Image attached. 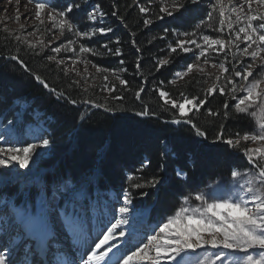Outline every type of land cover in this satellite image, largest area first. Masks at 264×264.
I'll return each instance as SVG.
<instances>
[{"label":"trees","instance_id":"trees-1","mask_svg":"<svg viewBox=\"0 0 264 264\" xmlns=\"http://www.w3.org/2000/svg\"><path fill=\"white\" fill-rule=\"evenodd\" d=\"M185 3L183 10L169 17L161 13L160 8L172 10V0H54L56 12L65 11L76 29H113L89 40L74 41L75 52L80 51L82 45L94 50L83 53L80 58L100 69L95 84L87 88L49 61L48 55L39 48L27 46L0 29V117L2 122L6 121L19 108L15 100H23L27 105L21 112L22 123L32 121L34 114L45 122L50 144L38 166L44 170L42 179L48 188L52 183L64 181L78 187L82 176L95 173L100 191L114 190L119 194L129 188L135 207L147 209L149 218L163 222L184 197H192L217 181H227L234 170L248 169L247 157L243 154L246 144L240 140L239 148L234 149L223 140L235 141L246 133L255 134L256 122L249 113L235 110L236 102L229 94L221 95L217 89L199 110L187 111L192 106L185 105L186 118L205 136L196 135L190 124L171 123L181 118L179 108H173L172 101L178 105L184 98L205 99L212 85V78L206 73L195 72L178 79L176 72L186 70L189 63L194 65L205 60L207 54L197 60L199 50L195 45H188L192 50L185 53L177 48V41L198 43V35L216 38L221 30L213 5L205 0L196 3L185 0ZM70 4L69 13L66 9ZM92 7L99 12L94 24L88 20ZM141 7L148 12L141 13ZM113 12L117 15L113 16ZM209 12L213 13L211 19H208ZM100 13L104 15L101 17ZM160 16L163 19H159ZM145 20L152 22L145 25ZM183 33L190 35L185 37ZM172 48L177 51L172 52ZM116 49H120V55L115 54ZM13 56L18 59H10ZM217 56L223 58L228 70L219 76L218 83L232 88L224 78L231 76L232 82L235 81L233 64L236 67L250 61L229 49ZM21 60L26 67L20 64ZM161 60L169 63L160 65ZM252 70L254 75L258 69ZM108 72H115L117 76L112 79ZM33 73L39 75L48 88L37 81ZM120 79L125 80L126 85H121ZM113 86L114 91L107 90ZM141 87L144 91L137 99L136 92ZM160 91L168 96L161 98ZM73 100L76 103H72ZM93 104L101 107H93ZM145 109L150 113L148 116L138 115ZM221 133L223 140H217ZM145 162L147 166L141 168ZM177 170L186 173V178L178 177ZM129 173L134 176L131 181L127 179ZM154 176L164 178L158 189L130 187ZM36 189L30 187L27 197L34 199ZM20 190L15 184L7 183L0 194L15 196ZM141 192L147 195L141 196Z\"/></svg>","mask_w":264,"mask_h":264},{"label":"snow or ice","instance_id":"snow-or-ice-1","mask_svg":"<svg viewBox=\"0 0 264 264\" xmlns=\"http://www.w3.org/2000/svg\"><path fill=\"white\" fill-rule=\"evenodd\" d=\"M31 3L32 0H29ZM232 0H229L231 4ZM196 3V0H193ZM220 3V0H217ZM247 4V13L244 14L243 6L237 8L233 7L231 11L236 12V20L229 21L227 27L233 29L234 23H238L242 18L246 19L245 26L240 27L239 31L235 33L237 41L243 34V40L248 42L247 47L243 49V55L251 56L253 64L248 65L243 69V73L236 69L233 64L232 72L235 77H240L243 81H248L249 77L253 75L252 69L256 67V61L259 57L261 67H264V15H254L252 5H264V0H244ZM49 4L48 0L37 2L35 4V18L41 19V10H45L49 19L53 21L55 26V16L52 11H47ZM186 6L185 0H172L171 9L168 7H161L160 12L166 13L167 16L172 17L174 14L183 10ZM67 12L72 11L70 4L66 9ZM89 14V19L95 21L97 19L95 12ZM141 13L148 12L145 7L140 8ZM64 17L65 11L57 13ZM101 17L104 15L100 13ZM113 16L117 13L113 12ZM221 15V30L225 24L224 8L220 9ZM213 16L212 12L208 13V19ZM163 19V16L158 17ZM259 23L254 24V22ZM152 21L145 20L144 24L148 25ZM203 23V21L201 22ZM61 27H67L69 31H73V24L67 20L60 22ZM24 26L21 25V28ZM111 28L100 27L93 33L76 31L75 35L82 38H91V36L99 33L105 35L112 32ZM168 30L165 29V32ZM179 35V33H178ZM185 37L189 33H183ZM21 39V38H18ZM202 40L207 46L203 48L197 60L205 56L209 50L216 51L213 46H219V50H223L225 42L220 39H212L208 35H203ZM69 43H72L71 41ZM117 43L119 41L117 40ZM195 45L196 48H201L195 40H178L177 48L187 53L192 49L185 45ZM32 48L36 45L32 44ZM107 47V45H104ZM61 47L53 48L52 51L60 53ZM177 48H172V52H176ZM139 51V49H137ZM94 50L89 47H80V53H89ZM111 51V50H110ZM117 55H120V49H116ZM12 60L18 58L10 57ZM49 61H55L56 56H47ZM22 66L24 62L19 61ZM207 63V59L205 60ZM59 63H63L60 61ZM75 63V61L73 62ZM169 63L167 60H161L160 65ZM236 63H239L237 61ZM216 67V65H213ZM243 67V66H242ZM200 70V66L189 63L186 72ZM219 69L221 73L228 71L225 69L223 62L220 63ZM99 72L100 69L97 68ZM185 72H176L177 77H182ZM35 79L48 88L47 83L39 76L33 73ZM227 83L232 82V77L224 78ZM220 80V77H217ZM121 85H126V81L119 80ZM163 83V82H161ZM261 80L256 79L251 83H245L237 88L233 84L232 88L221 86L219 83H214L209 87L205 93V99L193 97L192 99L184 98L183 103L177 105L172 101L173 108H179V119H173V124H190L196 130V135L205 136L199 128L192 123L190 118H186L185 105H191L193 109L199 108L206 104L207 97L214 95L218 89L220 94H229L232 99L236 100L235 110L238 113L249 112L250 108L254 106L255 98L264 97V89L259 86ZM107 87V85H106ZM108 91H114L115 86L108 88ZM54 91V90H52ZM144 88L141 87L136 92V98L139 99ZM236 91L246 93L242 98L236 97ZM62 96L63 93H59ZM161 98L167 97L168 93L164 91L159 92ZM195 101V103H194ZM76 103V101H71ZM165 103H168L165 100ZM259 106L262 115L257 118L259 125L258 134H244L243 137L237 140H223V134L217 136V140L223 142L234 149H238L240 140L255 141L264 144V106ZM93 107H101L99 104H93ZM225 108L228 107V102L225 101ZM110 110V109H106ZM211 113V110H209ZM150 113L147 109L138 113L141 116H148ZM216 115V113H211ZM227 116V113H225ZM251 115L256 117V112L252 111ZM21 113L17 112L12 121L6 128L15 125L20 118ZM35 143H28L24 147L13 146L12 143H6L9 137L0 134V169L17 167L19 169H29L31 164L35 163L36 158L41 155L40 149L47 148L50 140L45 138L40 140L38 136L33 137ZM251 153H258L261 160H264V148L244 149L243 154L247 157L250 164H255L258 168V173H240L232 171L231 177L234 184H239L236 192L231 194H219L215 189L208 193H199L195 199L200 201L196 207L189 205V198L184 197L183 205L179 208L174 216L167 218L165 223L159 224L157 231L156 221L151 226L145 227L142 231L137 227L138 210L132 204V194L129 188H124L122 195L118 196L120 202L119 208H115V202L110 205L109 201H102L103 194L97 192L95 198L87 191L88 185L92 182V177L87 173L78 181L79 188H75L70 182L65 183L59 187H52L50 190L47 185L40 184L39 194L35 199L28 198L23 201L21 207L13 206V217L11 220L4 219V223L0 224V264H77L75 260H63L60 256V248L66 239L71 236L74 240H78L84 232V226L89 222L90 213L96 212L103 203L104 208L107 209L105 214L104 226L98 230H94L91 237L94 242V247L89 244L90 251L87 252L86 258L81 255L79 264H161L162 261H167L169 264H189L193 256L197 257L198 264H228L227 257L230 253H243V256L234 258L233 264H264V166L253 159ZM147 166V162L141 165V168ZM139 171V170H138ZM178 177L186 178V173L177 170ZM247 175L249 178L243 180ZM129 181L134 179L132 173L127 176ZM243 180V183L240 181ZM258 181L259 185L254 183ZM164 182L163 176H154L148 181L133 183L131 188L142 189L145 186L151 189H158ZM141 196H146L147 193L141 192ZM211 201V202H209ZM114 220V222H112ZM6 225V229H5ZM110 225V226H109ZM106 228V230H104ZM146 232H153V235H147V243H142L143 235ZM5 234L7 238H5ZM139 244L138 247L135 245ZM205 246H210L217 251L214 253H199L198 249H204ZM134 247V250H129ZM53 249L56 251L53 253ZM230 250V252H225ZM250 250H258L256 254H250ZM52 253L56 256V261L51 259L41 260L39 257ZM154 253V254H150ZM199 255H204L203 260H199ZM22 257V259H21Z\"/></svg>","mask_w":264,"mask_h":264},{"label":"rangeland","instance_id":"rangeland-1","mask_svg":"<svg viewBox=\"0 0 264 264\" xmlns=\"http://www.w3.org/2000/svg\"><path fill=\"white\" fill-rule=\"evenodd\" d=\"M25 1H26L25 4L28 3L26 8H31L30 9L31 11L29 14H26L24 12L26 8L23 9L22 6H20L19 9H15L14 7H12V5L7 7L6 5L9 2V0H0L1 2L0 3V29L4 30L6 33H9L15 39L21 41L27 46L31 47L32 44H35L36 45L35 48L37 49L39 48V50L43 51L46 55L56 56V60L53 62H55L58 66L62 67L64 72H66L71 77H73L81 87L87 88L89 86L94 85L95 82L97 81V78H96L97 68L93 64L89 63L88 61L80 58L82 56L80 51L78 52L74 51V41H77L78 39H82V37L76 36L74 31L77 30L80 32H88L91 34L95 32L96 28H93L92 30L90 28H87V31H86V30H81L80 28L76 29L75 24H73V27H74L73 31H69L67 27L62 28L60 22L62 20H67L69 22V19H67L66 16L64 17L59 16L57 12L53 8H51L50 0H48L49 6L47 8V11L53 12V15L55 16V26L53 24V21L49 19V17L47 16L45 10H41V19L37 20L35 18V4L37 2H43V0H32L31 3L29 2V0H25ZM197 1L199 0H196V2ZM205 1L214 6L212 9L216 10L219 20H221L220 9L221 7L224 8L225 24L223 25L222 30L218 31L220 35L217 36L216 38H213L211 36L210 37L212 39L223 40L225 42V47L223 50H219V46H213V48H216L217 50L216 51L209 50L208 52L205 53L207 54V57L205 58V60L207 59V63L205 62V60L199 61L198 65L200 66V70H196L195 68L192 72H186V70H184L183 72H185L186 74L182 77H178V79L186 78L195 72H198L201 74L206 73L211 76L212 78L211 84L213 85L214 83H218L219 80H217V77L223 74L221 73L219 69V65L221 62H223L225 69H227L223 58L217 56V54H219L221 51L224 52L229 49L233 54L238 55L239 57L243 59H248L250 61L248 63L246 61V62H242L241 65L240 64L236 65L237 70L239 69L242 70V73H243L244 68H246L250 64H253V59L251 56L243 55V49L247 47L248 42L243 40V34H241V37L238 41L235 35V33L239 31L240 27H243L246 25L247 23L246 19L242 18L238 23H234L233 29H229L227 27V23L230 20L231 21L236 20L237 13L231 11V9L233 7L239 8L243 6L244 14H246L248 6L247 4L244 3V0H232L231 4L229 3V0H220V3H217V0H205ZM252 8H253L252 14L264 15V5H257L253 3ZM93 9H96V8L95 7L90 8L89 13H88V20L92 24L96 23L97 20L99 19L98 10L95 12L97 19L95 21H92L89 19V14L93 12ZM257 23H259V21L254 22V24H257ZM21 25H23L24 27L21 28ZM96 34L100 35L99 33H96ZM96 34L91 37L96 36ZM192 35L194 34L192 33ZM18 38H21V39H18ZM198 38H199V42L197 44H200L202 47L196 48L195 46L194 48L199 50V54H198L199 56L201 50L207 46L204 44L201 36L198 35ZM87 40H89V38H87ZM70 41L72 43H69ZM62 45L64 46V48H62V51L60 53H55L52 51L53 48L61 47ZM185 46L188 47V45H185ZM60 61H63V63H59ZM74 61L75 63H73ZM194 65H197V64H194ZM213 65H216V67H213ZM255 68H257L258 70L255 72L254 75L249 77L248 81H243L240 79V77H236L235 81L231 82L230 84L232 86L233 84H235L237 88L239 89L241 85L245 83H251L256 79H259L261 80V84L259 88L264 89V67H261V62L259 60V57L257 58ZM108 73L111 75L110 78L112 79L117 76V73L115 72H108ZM237 94H238L237 98H242V96L245 95L246 93L237 91ZM253 104L254 106L250 108L249 112H246V113H249L251 115L252 111L256 112V117H253L252 115L251 116L254 118L256 122V133L255 134H258L259 125L257 123V118L260 117L262 113H261L260 107L256 105L264 106V97L255 98L253 101ZM18 107L19 108L13 111L10 117L6 121L0 122V134H3L9 137V140L6 141V143L10 142L12 143L13 146L24 147L28 143L38 142L33 139V137L35 136H38L40 140L45 139L46 138V133H45L46 125H45V122L42 121V119H39L38 117L39 115L37 114L32 115V121L22 123V119L20 120L19 118L16 123H18L19 121L20 123H18L17 126L12 125L10 126V128H6V126L9 124V121L13 120L15 113L22 112L24 110V108L26 107L25 102L20 101V103H18ZM186 108L187 107H185V109ZM241 142L246 144L247 149L264 148V144L257 143L255 141H243L241 139ZM40 152H41V155L36 158L35 163L31 164L29 169H19L18 166L12 167V168L0 169V188L3 185L8 183V184H15L16 186H18L19 189H21L20 194L17 193L16 196H14L13 200H10L8 198H3L0 195V205L6 206V209L4 210V212L0 213V216L1 215H4L5 217L8 216L13 206H15L16 208L21 207V205L23 204V201L27 199L24 196L26 193L25 192L26 188L33 186L35 182H44L41 177L44 170L38 166V163H39V159L42 156L44 157L48 153V146L47 148L40 149ZM251 155H253V159L255 161H257L258 163H261V166H264V160H261L258 153H251ZM248 165H249L248 169L241 170L238 172L242 174L246 172L258 173V168L255 166V164H250L248 161ZM248 178L249 177L245 175L243 177V180H246ZM243 180H241L240 183H243ZM254 183L259 185L258 181H254ZM238 187H239V184H234L232 181V177H230L227 181H224V182L217 181L215 183L210 184L207 188L198 192L197 194L208 193L212 189H215L219 194H231V193L236 192ZM75 188H79V186ZM87 191L90 195H92L93 198H95V194L97 192L101 193V191L96 187L95 184L93 185L89 184ZM197 194H195L192 197L187 196L189 198V205L191 207H196L197 205L200 204V201L195 199ZM37 196L38 194H36V197ZM101 199L102 201L104 200L111 201V199H114V198H111V196L107 195L106 197L102 196ZM119 206H120V202H115L114 207L118 209ZM182 206H185L183 205V200H181L180 202H177L176 209L173 211L171 216H174L176 211ZM106 213H107V209L104 208L103 203H101L100 207L98 208L96 212L90 213V219L93 216L96 219L100 218L102 216H105ZM166 220L161 222L160 224L165 223ZM90 225L94 227L93 223H91ZM158 227H159V223H158V226H156V228ZM196 251H197V254L199 253L208 254V253H214L217 250L212 249L210 246H205L204 249H198ZM257 251L258 250H250V254H256ZM225 252H230V250H225ZM243 255H244L243 253H230V255L227 257L228 264H233L235 257L243 256ZM203 259H204V255H199V260H203ZM189 264H198L197 257L193 256L190 259Z\"/></svg>","mask_w":264,"mask_h":264},{"label":"bare ground","instance_id":"bare-ground-1","mask_svg":"<svg viewBox=\"0 0 264 264\" xmlns=\"http://www.w3.org/2000/svg\"><path fill=\"white\" fill-rule=\"evenodd\" d=\"M1 3V2H0ZM26 3V1L25 0H9V2L7 3V7L8 6H10V5H12V7H14L15 9H19L20 8V6H22V8L23 9H25L26 8V6H27V4H25ZM30 5V4H29ZM31 8H26L25 10H24V12L26 13V14H29L30 13V10ZM28 16V15H27ZM6 209V206L5 205H0V213H2V212H4V210ZM13 212L11 211L10 212V214L8 215V216H6L5 218L7 219V220H11V218L13 217ZM140 216H139V212H138V214H137V227H139L140 226ZM1 224V223H0ZM6 231H7V229H6ZM147 233V235H153V233L152 232H146ZM147 235L146 234H144L143 235V243H147ZM7 236L5 235V238H6ZM63 246H64V244H62V246H61V248H60V250L59 251H63ZM150 254H154V253H150ZM72 253H68L67 254V258H68V260L67 261H72L73 260V258H72ZM76 262H77V260H75ZM77 264H79L78 262H77ZM161 264H167V262H165V261H162L161 262Z\"/></svg>","mask_w":264,"mask_h":264}]
</instances>
